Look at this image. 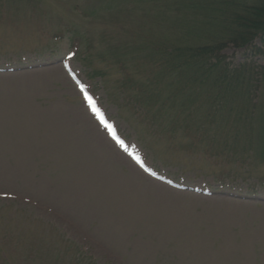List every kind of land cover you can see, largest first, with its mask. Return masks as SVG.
Returning a JSON list of instances; mask_svg holds the SVG:
<instances>
[{
	"label": "rangeland",
	"instance_id": "1",
	"mask_svg": "<svg viewBox=\"0 0 264 264\" xmlns=\"http://www.w3.org/2000/svg\"><path fill=\"white\" fill-rule=\"evenodd\" d=\"M20 2L0 9L6 16L0 20L4 254L15 264H53L60 248L66 262L78 251L87 255L84 264H264L262 160L237 163L235 156L209 163L183 154L176 133L167 141L166 121L146 112L134 120L130 103L116 90L117 77L112 81L107 71L104 79L88 81L91 68L80 55H69L68 36L54 40L70 26L83 41L91 39L97 58L126 42L121 32L133 40L141 27L150 41L161 29L168 33L166 27L142 12L86 18L80 13L88 10L86 1ZM249 54L229 47L223 57L232 67L264 66ZM71 76L86 85L127 151L110 137ZM137 158L163 180L142 171Z\"/></svg>",
	"mask_w": 264,
	"mask_h": 264
},
{
	"label": "trees",
	"instance_id": "2",
	"mask_svg": "<svg viewBox=\"0 0 264 264\" xmlns=\"http://www.w3.org/2000/svg\"><path fill=\"white\" fill-rule=\"evenodd\" d=\"M78 1H86L89 7L80 11L86 18L111 19L142 12L168 31L161 29L150 41H145L141 27L133 40L128 32H121L126 42L100 52L97 58L91 56L96 52L91 39L83 41L70 26L61 27L54 35L57 41L68 36L70 50L91 68L90 79H104L107 71L112 73V81L117 77L116 90L130 103L135 121L144 112L166 121L167 141L174 140L176 133L182 153L204 162L236 156L245 164L247 158L264 163V66L232 67L223 57L226 49L234 47L245 48L250 56L264 60V0ZM6 2L10 0H0V9ZM133 17L142 19L141 15ZM80 41L85 43L83 51H79ZM124 107L128 108L125 102ZM237 148H241L239 153ZM197 152L201 155L196 156ZM249 168H254V163ZM59 251L53 264H84L89 260L78 251V258L74 255L73 261L66 262L64 249ZM2 252L7 254L0 248V255ZM0 264H6L1 257Z\"/></svg>",
	"mask_w": 264,
	"mask_h": 264
},
{
	"label": "snow or ice",
	"instance_id": "3",
	"mask_svg": "<svg viewBox=\"0 0 264 264\" xmlns=\"http://www.w3.org/2000/svg\"><path fill=\"white\" fill-rule=\"evenodd\" d=\"M81 92H84V88L81 87ZM85 100L88 102L89 107L91 108L93 114L96 116V118L99 120V122L106 128L108 129L110 135L112 136V139L116 141V143L119 145L120 148L124 149L127 151V148L125 147L123 141L118 139L116 136L115 132L112 131V125L108 124L103 116V114L100 112V110L95 106L94 102L92 101V98L85 95ZM131 155V153H129ZM137 162L139 163V159L137 158Z\"/></svg>",
	"mask_w": 264,
	"mask_h": 264
}]
</instances>
